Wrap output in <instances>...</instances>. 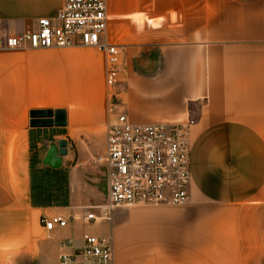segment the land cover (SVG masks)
Returning <instances> with one entry per match:
<instances>
[{
    "label": "crops",
    "instance_id": "crops-1",
    "mask_svg": "<svg viewBox=\"0 0 264 264\" xmlns=\"http://www.w3.org/2000/svg\"><path fill=\"white\" fill-rule=\"evenodd\" d=\"M62 3L0 0V36L37 30ZM108 10L121 112L138 125L193 122L190 201L88 222L104 206L83 201L106 181L104 54L0 50V264H59L72 251L62 244L80 247L85 233L112 237L114 264H264V0H108ZM145 17L157 21L135 27ZM33 110L63 111L66 124L33 128ZM51 165L68 170L69 205L36 207L32 166ZM56 215L73 219L47 232L41 218Z\"/></svg>",
    "mask_w": 264,
    "mask_h": 264
},
{
    "label": "built area",
    "instance_id": "built-area-1",
    "mask_svg": "<svg viewBox=\"0 0 264 264\" xmlns=\"http://www.w3.org/2000/svg\"><path fill=\"white\" fill-rule=\"evenodd\" d=\"M108 0H63L53 18H41L37 30L24 34L7 33L0 36V50L97 48L105 57L108 114L111 119L105 127L106 146L96 164L105 169L108 183L107 203L91 208L88 222L110 220L117 208L144 206H185L189 203L191 188V146L188 123H157L138 125L130 123L121 112L122 96L120 46L109 44ZM105 215L96 216L99 209ZM60 215L42 217L44 229L65 228L70 220ZM83 245L75 246L67 239L59 264H114L113 239L110 236L83 234Z\"/></svg>",
    "mask_w": 264,
    "mask_h": 264
},
{
    "label": "trees",
    "instance_id": "trees-1",
    "mask_svg": "<svg viewBox=\"0 0 264 264\" xmlns=\"http://www.w3.org/2000/svg\"><path fill=\"white\" fill-rule=\"evenodd\" d=\"M32 203L36 207L69 205L68 170L65 168H35L31 172Z\"/></svg>",
    "mask_w": 264,
    "mask_h": 264
},
{
    "label": "rangeland",
    "instance_id": "rangeland-1",
    "mask_svg": "<svg viewBox=\"0 0 264 264\" xmlns=\"http://www.w3.org/2000/svg\"><path fill=\"white\" fill-rule=\"evenodd\" d=\"M163 18H158V21H163ZM134 20V25L135 27H137L138 29H141L143 28V24L146 22H151L153 20L157 21V18H153V17H145V18H133ZM36 142V139H34V143ZM60 143H64V147H66V142L65 141H61L59 142L57 145L59 146ZM59 149H60V146H59ZM95 149H96V154L101 150L100 149V144L98 143V139H97V142H95ZM46 168H49V167H46ZM46 168H41V169H46ZM66 169V168H65ZM102 171V169H101ZM107 197H108V183H106L105 179L102 181V183L99 185V191H98V197L96 199H93L91 197L87 198H83V201L86 205H93V206H96V205H106V203L108 202L107 201ZM99 214L100 215H105L106 214V211L102 208V209H99ZM121 215H125V213L123 211H118V209L116 210H113L111 213H110V222L113 224V220H114V223L116 222L117 219H119V216L121 217ZM100 223H103L100 221ZM111 223H107V226H110ZM86 230H89V228H86Z\"/></svg>",
    "mask_w": 264,
    "mask_h": 264
},
{
    "label": "water",
    "instance_id": "water-1",
    "mask_svg": "<svg viewBox=\"0 0 264 264\" xmlns=\"http://www.w3.org/2000/svg\"><path fill=\"white\" fill-rule=\"evenodd\" d=\"M31 116V127L33 128H45V127H62L66 124V119L64 112L61 111H52V110H33L30 112ZM64 143H60V152L61 156L66 154V150L63 148ZM50 168L59 169L61 167L56 165L49 166Z\"/></svg>",
    "mask_w": 264,
    "mask_h": 264
}]
</instances>
